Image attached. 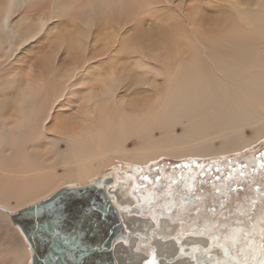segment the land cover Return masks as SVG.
<instances>
[{"label": "bare ground", "instance_id": "obj_1", "mask_svg": "<svg viewBox=\"0 0 264 264\" xmlns=\"http://www.w3.org/2000/svg\"><path fill=\"white\" fill-rule=\"evenodd\" d=\"M169 2L172 7L163 0L109 7L105 0H80L76 15L51 28L43 18L66 0H0V225L16 240L14 264H29L30 255L9 214L107 175L113 181L106 193L129 234L114 243L117 264L150 257V264H195V254L212 258L204 264H264V229L255 222L209 231L198 230L209 226L206 220L187 225L178 217L175 224L159 215L152 221L156 205L180 214L188 208L182 198L174 202L173 191L158 204L151 194L148 202L132 193L131 164L223 156L264 137V0ZM43 42L45 52L32 56ZM89 46L96 47L93 55ZM61 52L71 58L66 74L43 76ZM94 59L102 62L92 67ZM39 70L43 78L33 76ZM114 160L128 166L113 167ZM135 207L140 216L130 214Z\"/></svg>", "mask_w": 264, "mask_h": 264}, {"label": "rangeland", "instance_id": "obj_2", "mask_svg": "<svg viewBox=\"0 0 264 264\" xmlns=\"http://www.w3.org/2000/svg\"><path fill=\"white\" fill-rule=\"evenodd\" d=\"M195 4L202 7V5L205 3L196 2ZM33 12L34 11L32 10V13ZM209 12H207V14L210 16L206 15L207 18H216V13L211 14ZM52 26L53 23L51 24V28ZM101 28L103 29V26ZM39 41H42V37ZM45 48H47V46L46 43L43 42L41 44L40 51L33 48V51L30 53H32L33 55H31L35 57L36 54L45 52ZM91 48L96 47H90L89 55H93L92 50L94 49ZM120 54L123 56L128 55L126 52H121ZM111 55L113 56V54ZM115 56H117V54ZM118 58L122 59V56L118 55ZM55 59L56 61L53 62V67H55L51 68L52 71H44L43 76L50 77V73L52 72H54V76H60L64 73L66 74V70L68 69L67 64L71 61V58L68 59V57H66V55L61 52ZM119 59L111 60L114 62L118 61ZM97 60H92L93 63H91V66L93 64L98 66L100 61ZM121 61L123 60H119V62ZM38 72H40V70L33 71V76L43 78L38 74ZM160 85L162 86L163 84ZM247 133L250 134V131H247ZM155 136L158 137L159 133L156 132ZM128 143L129 148H132L135 145L133 140H130ZM262 152H264V137L251 145L249 148L244 149L242 152L231 153L223 156H213L209 158H173L161 156L146 165L139 166L133 164L128 166V163H125L124 161L114 160L113 167H120V164L122 166H128L127 171L129 173H132L133 171L136 172L134 174L135 185L132 188V193H135L139 197L144 196L147 198L148 202L150 197L148 194L153 195L151 201L155 200L156 202L154 203L157 204L158 202H161L165 199L164 196H166V194H168L166 200H170L173 196L172 193H168L170 191H173L175 192L174 194H176L172 198L176 204L181 202L180 200L182 197L184 199L186 198L191 200L192 202L186 203L182 199V204H186V207L188 208L186 210L181 209L182 214H180L179 209L176 211V209L173 207L171 210H169V212H167L169 215L171 214L170 216L174 217L173 219L175 220V224H178L179 221L177 220L179 218L186 221L184 223L187 225L191 224V222L200 223V221L206 220L209 222V226L201 227V225L198 227V230L211 231L212 228L215 229L216 227V229H218L217 227H220V230L225 231L229 227L228 225L240 223L242 225L249 226L250 221H253L260 229L263 230L264 219H259V221H257L255 218L256 213H259L256 216H261V213L264 212V170H261L257 167V165L260 163L258 158ZM181 164H190L192 167H178V165ZM196 164L204 165V167L196 168ZM240 165H246V167L240 168ZM113 167L103 168L96 174V176H102L110 173L113 170ZM201 173H204V175L201 176ZM184 180L186 182H184ZM174 181H176V183H173ZM117 196H119V194H117ZM190 203H193L191 205L192 207L190 206ZM239 206H241V209ZM160 207L161 205H156V207L154 206L152 209H159ZM135 209L139 208L135 207L132 212L130 211V214L133 213L132 215L140 216L138 211ZM174 212H177V214L175 213L177 216L174 214ZM7 232V227L0 225V264H10V262H13L11 264H14L16 257L20 255V252L18 253L16 247V240L13 238L14 236H8ZM157 241L160 242L161 239H158ZM140 249V252H145L143 247ZM11 252H13V254ZM181 259L182 258L176 259L174 262H180Z\"/></svg>", "mask_w": 264, "mask_h": 264}, {"label": "water", "instance_id": "obj_3", "mask_svg": "<svg viewBox=\"0 0 264 264\" xmlns=\"http://www.w3.org/2000/svg\"><path fill=\"white\" fill-rule=\"evenodd\" d=\"M112 181L107 175L84 185L63 187L9 214L12 226L19 230L28 245L29 264H117L114 243L127 239L129 234L105 190ZM30 206L40 209V223L35 232L32 223L37 214L29 210ZM159 215L171 218L167 210L153 209V221H157ZM223 253L231 256L227 248ZM153 259L150 257L143 264H150ZM200 261L211 262L212 258L195 254L194 263Z\"/></svg>", "mask_w": 264, "mask_h": 264}, {"label": "snow or ice", "instance_id": "obj_4", "mask_svg": "<svg viewBox=\"0 0 264 264\" xmlns=\"http://www.w3.org/2000/svg\"><path fill=\"white\" fill-rule=\"evenodd\" d=\"M163 2L165 4H167L169 7H172L173 5L169 2V0H163ZM105 3L109 6V7H112V6H116L117 4H119V6H123L124 5V0H105ZM95 6V4H93V7ZM9 7H11V4L9 5ZM80 8V0H66V3H64L63 5H61L58 9H55L51 16L48 17H44L43 18V23H49V22H52V23H55L57 20H64V19H67V18H70L76 11H78ZM5 23H7V20H5ZM33 38H35V34L33 35ZM132 51L136 52L137 51V48L136 47H133L132 48ZM114 76V74H113ZM79 86L84 88V89H87L88 88V85L87 83H79ZM31 94V89L28 88V87H25L22 92H21V96L26 98L27 95ZM12 127L15 129L17 127H19L18 124H13ZM259 161L260 163L257 165V167L261 170H264V152H262L259 156ZM178 167H181V168H191L192 165L190 164H181V165H178ZM196 168H203L204 165H201V164H196L195 165ZM246 167V165H240V168H244ZM218 170V169H217ZM204 173H201V176H203ZM99 181H96V183H98ZM173 183H176V181H174ZM115 194V193H113ZM107 199V197L105 198ZM184 202H192L191 200H188L186 199ZM90 208H93L94 209V206H90ZM30 211H34L37 215H36V219L33 221L32 223V230L35 232L37 231V225H39L40 223V219H39V207H31L29 208ZM30 238V237H29ZM214 239H219V237H214ZM227 254V253H226ZM17 264H20V262L18 261ZM199 264H204L203 261H200ZM237 264H239V262H237Z\"/></svg>", "mask_w": 264, "mask_h": 264}]
</instances>
